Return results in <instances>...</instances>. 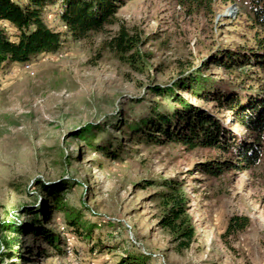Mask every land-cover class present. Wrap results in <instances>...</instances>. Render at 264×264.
<instances>
[{"label":"rangeland","instance_id":"374dc122","mask_svg":"<svg viewBox=\"0 0 264 264\" xmlns=\"http://www.w3.org/2000/svg\"><path fill=\"white\" fill-rule=\"evenodd\" d=\"M232 7L235 14L229 16ZM53 10H45L42 19L57 29ZM250 22L246 0H212L209 12L179 0H131L117 10L113 25L85 40L69 41L27 65L3 63L0 231L9 222L21 233L0 232L15 244L13 258L0 264H116L126 256L145 264H264V153L248 170L232 167L236 170L213 177L204 170L230 154L131 142L125 126L147 115L158 100L149 86L170 87L181 72L244 89H250L248 82L264 86L248 66L229 70L214 62L223 50L256 47ZM122 27L140 40L133 52L143 63L134 67L107 47ZM0 30L14 34L5 21ZM179 94L240 141L252 136L215 103ZM106 143L119 151L117 160L96 151ZM171 179L183 184L195 232L182 251L161 227L163 182ZM70 209L91 240L89 234H69ZM233 216L249 224L231 234L227 224ZM35 220L59 238L62 254L28 234Z\"/></svg>","mask_w":264,"mask_h":264},{"label":"trees","instance_id":"16d2710c","mask_svg":"<svg viewBox=\"0 0 264 264\" xmlns=\"http://www.w3.org/2000/svg\"><path fill=\"white\" fill-rule=\"evenodd\" d=\"M127 1L131 0H0V22H8L14 28L13 35L0 30V68L3 63L7 66L30 64L40 55L58 52L61 45L69 41H82L90 34L103 31L106 26L114 24L117 10ZM246 1L251 16V27L258 36L256 47L243 51L223 50L214 62L229 70L248 66L264 81V0ZM179 2L189 8H202L208 12L212 8V0ZM52 8L60 23L57 29L49 28L42 19L45 10ZM139 43L138 38L122 27L107 42V47L119 59L134 67L135 64L143 63L141 57L133 52ZM183 74L184 72L178 74L170 87H148L159 101H152L147 115L125 124L131 142L146 145L174 143L189 149H213L230 154L228 160H214L210 167L204 170L207 175L213 177L220 176L226 170H236L232 167L248 170L256 166L264 153V86L248 82L246 87L250 89H244V86L214 82L192 72L186 76ZM179 91L195 99L213 102L219 110H226L235 119L236 125L246 127L252 135L251 139L240 141V138L221 123L192 108ZM164 99L168 101L166 104L162 102ZM117 128L125 133L120 126ZM112 148L113 146L106 143L103 150L96 151H101L102 155L115 161L119 151ZM182 186L183 184L176 180H167L163 182L166 192L161 195L164 207L160 218L161 227L173 236L179 251L188 249L195 235L186 215V198ZM42 188L48 196H53L46 187ZM62 207L61 203L56 204L58 210L61 211ZM68 212L65 221L69 234L72 233L76 237L89 234L91 240L92 234L83 228L73 210ZM248 224L247 218L233 216L228 220L227 232L233 234L243 231ZM2 228L5 234L21 233L14 223H3ZM30 233L45 241L52 250L60 251L59 238L42 228L37 220L29 230L28 234ZM0 236L1 263L4 259L13 258L15 244L1 233ZM59 253L62 254L61 251ZM116 264L145 263L136 257L126 256Z\"/></svg>","mask_w":264,"mask_h":264},{"label":"bare ground","instance_id":"6f19581e","mask_svg":"<svg viewBox=\"0 0 264 264\" xmlns=\"http://www.w3.org/2000/svg\"><path fill=\"white\" fill-rule=\"evenodd\" d=\"M233 8V7H232ZM234 15L235 14V8H233V9H229L228 11H227V15Z\"/></svg>","mask_w":264,"mask_h":264}]
</instances>
